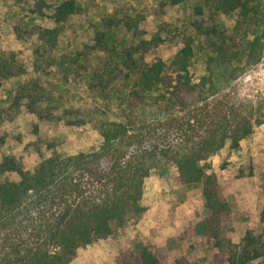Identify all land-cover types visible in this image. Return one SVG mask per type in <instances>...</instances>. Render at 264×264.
<instances>
[{
  "label": "trees",
  "instance_id": "16d2710c",
  "mask_svg": "<svg viewBox=\"0 0 264 264\" xmlns=\"http://www.w3.org/2000/svg\"><path fill=\"white\" fill-rule=\"evenodd\" d=\"M26 0H16L25 3ZM178 6L185 0H167ZM224 14L249 11L252 0H200ZM31 14L47 17L53 28H43L23 21L14 27L17 38L36 37L38 57L56 48L64 26L78 11L76 0H57L47 14L46 0L32 4ZM204 13L203 6L196 9ZM118 21L116 25L123 22ZM110 23L114 24L113 20ZM206 35L215 28L197 25ZM135 42L120 48L110 47L106 32L97 34L93 50L110 55L120 73L131 83L116 99V120L101 119V142L90 152L53 155L26 169L15 157H6L0 173L17 179L0 183V264H71L78 251L113 234V224H124L140 216L147 180L153 171L165 167L175 171L179 186L202 187L207 241L223 254H216L215 264H252L264 257V208L258 214L260 229L249 228L240 243L224 237V227L232 214L230 201L217 175L207 161L229 146L240 148L255 127L263 123L264 105L253 99H235L212 74L196 80L191 72L195 40L187 35L181 49L170 62L147 59L161 38L145 39L135 20L124 22ZM264 35L246 46L245 58L256 63L253 53ZM217 54L226 57L229 43L214 44ZM260 57V56H259ZM39 59V58H38ZM69 71L70 64L63 60ZM249 63V62H248ZM240 68L229 70L231 81L239 78ZM16 57L0 51V89L8 79L25 74ZM27 99L32 113L41 111V98L35 90L19 89L18 108ZM205 162V164H203ZM264 190V183L262 185ZM118 264H162L158 255L142 245L139 255ZM174 264H199L180 257Z\"/></svg>",
  "mask_w": 264,
  "mask_h": 264
},
{
  "label": "rangeland",
  "instance_id": "374dc122",
  "mask_svg": "<svg viewBox=\"0 0 264 264\" xmlns=\"http://www.w3.org/2000/svg\"><path fill=\"white\" fill-rule=\"evenodd\" d=\"M36 1L23 4L0 0V51L16 57L26 69L25 74L6 80L0 89V164L6 157H15L26 169H32L43 158L98 147L99 121L118 119L120 101L116 98L131 81L126 73L119 72L108 53L92 49L94 40L98 33L106 32L113 49L135 42L133 33L123 27L131 19L138 24L137 35L162 39L147 54L149 61L161 58L170 62L189 35L195 40L191 72L196 80L213 73L226 88V95L264 105V40L253 50L259 58L256 63L245 58L246 46L264 35V0H252L245 15L224 14L200 0H185L178 6L167 0H76L78 11L64 26L58 45L41 58L36 54L40 46L36 37L20 39L14 34L21 21L54 27L47 17L30 13ZM56 1L46 0L47 14ZM201 6L204 13L199 15L196 9ZM118 21L123 23L116 25ZM197 25L215 28L217 33L208 36L198 31ZM222 41L232 48L226 57H220L214 46ZM63 60L69 62V71ZM234 68H240L239 78L231 81L227 73ZM21 88L39 94L41 111L32 113L27 99L20 107L15 106ZM207 163L232 207L224 237L237 245L249 228L261 227L258 214L264 208V121L239 149L226 146ZM174 177L175 171L164 166L153 171L146 182L144 213L124 224L114 223L109 238L81 248L71 264L126 262L139 255L142 245L150 247L162 264H174L183 256L199 264H215V255L225 251L207 241L205 219L209 212L204 208L202 187L179 186ZM15 179L16 175L0 173V183ZM252 264H264V257Z\"/></svg>",
  "mask_w": 264,
  "mask_h": 264
}]
</instances>
